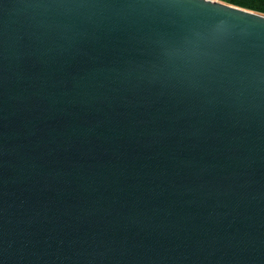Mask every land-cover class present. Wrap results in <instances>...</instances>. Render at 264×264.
I'll return each mask as SVG.
<instances>
[{
  "label": "water",
  "instance_id": "water-1",
  "mask_svg": "<svg viewBox=\"0 0 264 264\" xmlns=\"http://www.w3.org/2000/svg\"><path fill=\"white\" fill-rule=\"evenodd\" d=\"M0 264H264V13L0 0Z\"/></svg>",
  "mask_w": 264,
  "mask_h": 264
},
{
  "label": "trees",
  "instance_id": "trees-1",
  "mask_svg": "<svg viewBox=\"0 0 264 264\" xmlns=\"http://www.w3.org/2000/svg\"><path fill=\"white\" fill-rule=\"evenodd\" d=\"M227 3L264 13V0H224Z\"/></svg>",
  "mask_w": 264,
  "mask_h": 264
},
{
  "label": "built area",
  "instance_id": "built-area-1",
  "mask_svg": "<svg viewBox=\"0 0 264 264\" xmlns=\"http://www.w3.org/2000/svg\"><path fill=\"white\" fill-rule=\"evenodd\" d=\"M217 1H222V2H225L224 0H217Z\"/></svg>",
  "mask_w": 264,
  "mask_h": 264
}]
</instances>
